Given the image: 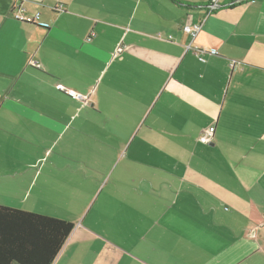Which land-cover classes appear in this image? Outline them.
<instances>
[{"label":"crops","instance_id":"obj_1","mask_svg":"<svg viewBox=\"0 0 264 264\" xmlns=\"http://www.w3.org/2000/svg\"><path fill=\"white\" fill-rule=\"evenodd\" d=\"M0 206L52 264H264V0H0Z\"/></svg>","mask_w":264,"mask_h":264},{"label":"trees","instance_id":"obj_2","mask_svg":"<svg viewBox=\"0 0 264 264\" xmlns=\"http://www.w3.org/2000/svg\"><path fill=\"white\" fill-rule=\"evenodd\" d=\"M70 222L0 206V264H52Z\"/></svg>","mask_w":264,"mask_h":264},{"label":"built area","instance_id":"obj_3","mask_svg":"<svg viewBox=\"0 0 264 264\" xmlns=\"http://www.w3.org/2000/svg\"><path fill=\"white\" fill-rule=\"evenodd\" d=\"M216 8H217L216 3H213V5L210 6L211 10H214ZM58 10L63 11L62 7H59ZM23 12L24 11L22 10L21 7L16 6V7H14L12 14L16 20H18L22 23H29V24L35 23L40 18L39 14H36L35 17H33V18H26L24 16ZM200 29H201V24H199V23H196L192 26L183 27V31L193 38H195L197 36V34L200 32ZM193 50H194L196 56L198 57L199 61H201V62H205L204 55L209 54L212 56H217L219 54L216 50H207V49H201V48H193ZM118 51L121 52V49H118ZM33 65H37V63L33 61ZM236 65H238L237 62L231 63L232 68H235ZM59 88H60V90L65 92L70 97L75 98V99H81V96L76 94L74 91L66 90L62 86H59ZM214 131H215V126L209 127V129L200 137V142H202L204 144H210L212 142L213 137H214Z\"/></svg>","mask_w":264,"mask_h":264}]
</instances>
